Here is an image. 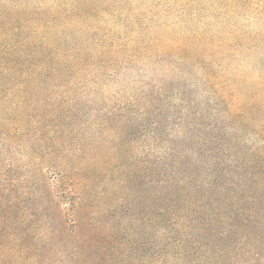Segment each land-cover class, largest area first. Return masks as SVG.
I'll use <instances>...</instances> for the list:
<instances>
[{"label": "rangeland", "instance_id": "obj_1", "mask_svg": "<svg viewBox=\"0 0 264 264\" xmlns=\"http://www.w3.org/2000/svg\"><path fill=\"white\" fill-rule=\"evenodd\" d=\"M0 13L21 27L19 41L26 25L49 21L54 23L53 30L41 28V34L50 37L55 53L115 58L99 72L90 73L86 82L50 91L67 120L49 119L37 153L8 144L0 135V192L4 198L12 197L4 201L3 215L7 216L6 208L13 211L17 223L22 216H35L32 209L24 210L23 204L12 201L34 198L38 184L65 209L69 206L66 187L86 176L94 177L90 186L98 193L95 206L104 208L99 215L96 208L92 216L86 206L78 229L71 225L68 211L63 215L64 226L58 227L50 207L40 209L33 218L36 225L30 220L18 223L14 232L24 236L32 231L27 235L34 244L32 250L20 249L17 257L25 260L20 264L151 263L157 259L149 260V255L156 256L149 254V110L157 111L152 96H168L169 91L185 86L198 89L196 81L212 70L215 83L231 103L245 106L252 99L264 100V0H0ZM183 60L195 66L185 67ZM1 106L0 102L3 132L13 125L3 113L8 111L12 119L15 114ZM255 115L259 122L264 117L262 111ZM115 141L122 153L114 166L125 171L121 180L115 174L105 178L97 172L103 169L102 162L118 156L110 147L104 148ZM153 148L162 149L158 143ZM44 158L54 160L56 171H49L50 165L41 162ZM92 161L97 171L88 167ZM109 164L113 165L106 163L104 168ZM131 167L139 173L134 181L128 173ZM116 181L122 187L114 186ZM113 227L116 238L110 247L93 233ZM156 231L158 235L160 229L152 233ZM177 234L171 237L177 239ZM89 238L99 240L91 244ZM36 245L43 251L36 250ZM258 248L248 247L241 258L223 252L212 264H264V245ZM177 250L176 246L157 248L159 254H167L163 264H184ZM0 264L9 263L0 258Z\"/></svg>", "mask_w": 264, "mask_h": 264}, {"label": "trees", "instance_id": "obj_2", "mask_svg": "<svg viewBox=\"0 0 264 264\" xmlns=\"http://www.w3.org/2000/svg\"><path fill=\"white\" fill-rule=\"evenodd\" d=\"M0 18L3 19L0 20V102L1 107L15 114L12 119L8 111L3 113L13 125L0 135L5 136L8 144L15 143L30 153H37L44 143L42 134L49 119L67 120L60 101L50 91L70 84L78 86L81 80L86 82L90 73L99 72L106 61L115 58L55 53L56 46L50 47V37L41 34V28L53 30L54 23L49 21L38 26L26 25L21 34L24 38L19 41L17 32L21 27L6 20L3 13ZM183 62L185 67L195 66L189 60ZM215 82L216 73L209 70L196 81L198 89L185 86L176 92L169 91L168 96H152L157 111L149 110V254L156 256L149 255V260L157 259L149 264L165 262L167 254H159L157 248L176 246L184 264H212L223 252L236 253L235 257L241 258L248 247L259 251L258 247L264 245V117L259 122L255 115L261 111L264 115V100L252 99L245 106L233 104ZM157 143L161 150L153 148ZM105 147H110L118 156L115 154L113 159L102 162L101 171L93 168V161L88 167L105 178L115 174L121 180L125 171L115 166L122 152L116 141ZM53 161L51 158L41 161L50 165L51 173L56 171ZM106 163L113 165L104 168ZM128 173L132 181L139 174L132 167ZM74 179L77 180L76 174ZM93 179L86 176L66 187L69 206L65 209L50 199L49 194H44L40 184L32 194L34 198L24 202L15 197L14 205L23 204L24 210L35 212V216H22L23 220L19 217L22 221L18 223L30 220L36 225L33 218L41 208L50 207L55 210L53 219L58 227L64 226L65 211L69 212L74 229L82 227L79 216L86 206L92 216L96 208V215L104 211L100 204L95 206L98 193L90 186L95 183ZM84 180L88 181L87 187ZM114 186L120 188L122 183L116 181ZM10 198L11 195L4 198L0 192V209ZM12 213L7 208V216L0 211V258L1 262L20 264L25 261L22 255L17 257L20 249L26 252L34 245L27 235L32 231L24 236L14 232L18 223ZM94 220L91 218L90 222ZM156 229H160L158 235L157 231L152 233ZM104 232L93 233L110 247L116 231L113 227ZM172 233H178L177 239L171 237ZM89 239L91 244L99 240ZM35 248L43 251L38 245Z\"/></svg>", "mask_w": 264, "mask_h": 264}]
</instances>
